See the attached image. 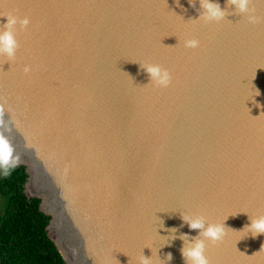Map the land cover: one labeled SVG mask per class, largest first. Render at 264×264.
<instances>
[{"label": "water", "instance_id": "water-1", "mask_svg": "<svg viewBox=\"0 0 264 264\" xmlns=\"http://www.w3.org/2000/svg\"><path fill=\"white\" fill-rule=\"evenodd\" d=\"M179 3L3 0L30 23L15 60L0 57V133L68 264H185L181 237L199 230L181 217L196 214L225 223L210 264H264V234L236 232L264 215V0H250L257 24L234 9L204 24L199 3Z\"/></svg>", "mask_w": 264, "mask_h": 264}, {"label": "clouds", "instance_id": "clouds-1", "mask_svg": "<svg viewBox=\"0 0 264 264\" xmlns=\"http://www.w3.org/2000/svg\"><path fill=\"white\" fill-rule=\"evenodd\" d=\"M187 2L193 8H195L197 3L200 5L199 19L193 21H199L204 24L220 23L224 21L227 16L233 14L229 9H234L236 15L246 16L249 24H257L260 22V19L254 14V10L249 7L250 0H226V5L223 9L219 2H213V0H187ZM176 4L180 7L179 0H176ZM5 17L7 18V23L0 26V57H6L11 61L15 60L19 48L15 32L16 26L19 24L20 29L24 30L28 27L30 21L26 17L19 19L11 13ZM200 43L198 39L185 38L182 41V46L187 49H197L200 47ZM139 65L141 70L149 75L150 82L154 83L156 86L166 88L171 84V73L159 64L143 63ZM29 71V67L24 68L25 73ZM256 93L258 97L260 95L259 90H256ZM253 102L255 103V101ZM256 105L260 107L258 103ZM0 125H3L6 131L8 130V122L3 120L2 112H0ZM18 163L19 157L14 156V149L7 136L0 133V174L4 176L9 175L10 170L16 167ZM181 218L191 230H199L198 235L194 238L189 237L187 234L181 237L184 241L181 248V255L185 264H210L205 254L206 241L212 244L222 242L227 235L225 223H212L209 222L205 216L198 214L182 215ZM249 218L250 224L246 225L241 231L236 232L247 233L245 237L251 234L253 238L264 234V215L249 216ZM147 248L152 249V247ZM167 259L169 261L172 259L171 253L168 254ZM134 264H157V261L153 256L151 258H145L141 252V254L136 257Z\"/></svg>", "mask_w": 264, "mask_h": 264}, {"label": "trees", "instance_id": "trees-1", "mask_svg": "<svg viewBox=\"0 0 264 264\" xmlns=\"http://www.w3.org/2000/svg\"><path fill=\"white\" fill-rule=\"evenodd\" d=\"M28 177L23 165L0 174V264H68L49 235L52 216L26 191Z\"/></svg>", "mask_w": 264, "mask_h": 264}, {"label": "rangeland", "instance_id": "rangeland-1", "mask_svg": "<svg viewBox=\"0 0 264 264\" xmlns=\"http://www.w3.org/2000/svg\"><path fill=\"white\" fill-rule=\"evenodd\" d=\"M27 193H28L29 196L32 195L33 194L32 188H28ZM49 235L53 239V237L55 235V231L54 230L49 231Z\"/></svg>", "mask_w": 264, "mask_h": 264}, {"label": "snow or ice", "instance_id": "snow-or-ice-1", "mask_svg": "<svg viewBox=\"0 0 264 264\" xmlns=\"http://www.w3.org/2000/svg\"><path fill=\"white\" fill-rule=\"evenodd\" d=\"M3 9H4L3 0H0V14L8 15L9 12L4 11Z\"/></svg>", "mask_w": 264, "mask_h": 264}, {"label": "bare ground", "instance_id": "bare-ground-1", "mask_svg": "<svg viewBox=\"0 0 264 264\" xmlns=\"http://www.w3.org/2000/svg\"><path fill=\"white\" fill-rule=\"evenodd\" d=\"M48 201H49V199H48ZM48 201H47V203H50V201L49 202Z\"/></svg>", "mask_w": 264, "mask_h": 264}]
</instances>
